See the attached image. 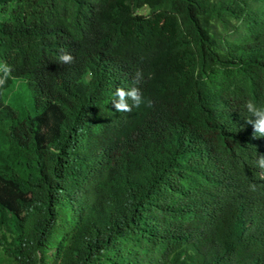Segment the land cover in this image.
I'll use <instances>...</instances> for the list:
<instances>
[{
  "label": "trees",
  "instance_id": "trees-1",
  "mask_svg": "<svg viewBox=\"0 0 264 264\" xmlns=\"http://www.w3.org/2000/svg\"><path fill=\"white\" fill-rule=\"evenodd\" d=\"M29 1L0 0V67L12 77L0 87L9 264H264V142L241 115L249 99L264 105V0H105L134 32L135 59L156 61L167 83L153 108L132 109L120 141L90 85L121 65L119 35L60 64L54 40L26 25ZM32 45L55 52L63 82L61 108L44 115Z\"/></svg>",
  "mask_w": 264,
  "mask_h": 264
},
{
  "label": "clouds",
  "instance_id": "clouds-1",
  "mask_svg": "<svg viewBox=\"0 0 264 264\" xmlns=\"http://www.w3.org/2000/svg\"><path fill=\"white\" fill-rule=\"evenodd\" d=\"M30 0L23 10V18L31 33L40 31L44 39H53L54 48L58 51V63L70 64L75 61L71 52L85 50L100 44L109 43L119 35L123 59L117 71L108 72L96 77L90 85L95 91L94 106L105 117H109L116 130L118 141L128 136L127 128L132 109L142 105L153 108L167 92V83L162 67L146 55L136 60L137 48L132 42L136 38L131 29L122 27V13L100 3L86 2L78 5L76 10H57L34 4ZM75 18V20H74ZM124 33V34H121ZM20 31L16 30L15 35ZM188 48H190V41ZM54 51L42 45H32L28 55L32 58L33 67L45 81L42 90L43 115L48 108H61L62 77L53 64ZM103 53L92 55L87 63L86 78L91 79L90 65L100 61ZM141 58V57H139ZM0 67V87L5 88L8 68ZM147 93L150 97H145ZM30 95V94H27ZM241 115L249 124L252 137L264 142V105L249 99L244 102ZM256 166L264 169V154H259ZM264 187V177L260 181ZM254 190L255 185L251 186Z\"/></svg>",
  "mask_w": 264,
  "mask_h": 264
},
{
  "label": "rangeland",
  "instance_id": "rangeland-1",
  "mask_svg": "<svg viewBox=\"0 0 264 264\" xmlns=\"http://www.w3.org/2000/svg\"><path fill=\"white\" fill-rule=\"evenodd\" d=\"M31 91V88L29 86H26L25 88L22 89V92L24 95L28 94ZM1 250L0 248V264H9L11 261Z\"/></svg>",
  "mask_w": 264,
  "mask_h": 264
}]
</instances>
